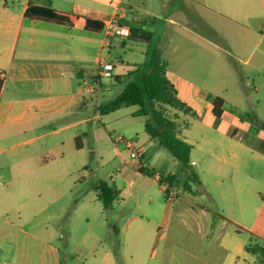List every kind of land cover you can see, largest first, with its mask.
I'll return each mask as SVG.
<instances>
[{
    "label": "crops",
    "instance_id": "1",
    "mask_svg": "<svg viewBox=\"0 0 264 264\" xmlns=\"http://www.w3.org/2000/svg\"><path fill=\"white\" fill-rule=\"evenodd\" d=\"M89 1L96 3L98 0ZM186 1L191 5L200 1L207 10L216 12L226 24L235 27L233 32L242 39L237 49L241 51L243 43L248 45V56L238 57V63L256 70L264 68V0ZM31 5L44 6L45 1L25 0L21 11L16 12L8 1L0 0V72L3 74L0 78L3 83L0 94V156L5 155L10 165L8 172L0 169V264H67L69 261L71 264L76 261L82 264H116L111 248L105 246L102 255L98 252L97 245H106L107 239L96 234L90 225L80 230L81 241L72 248L69 240L77 229L72 227V223L67 228L65 221L74 206L75 212L84 213L86 209L95 210L97 200L101 202L97 192L102 181L95 184L93 190L96 194L92 198H87L91 194L82 199L73 197L81 171L90 162V157L97 155L96 147L90 142L97 131V120L102 117L94 105L90 111L91 102L96 101L95 84L98 79L85 70L94 67L99 60L95 36L103 32L87 31L86 20L104 22L116 17L129 28L136 22L125 11L119 14L116 9L112 15L101 17L90 7L76 6L64 11L55 7L54 0H51L52 8L68 20L65 24H57L26 18L25 12ZM197 37L206 45H214L199 35ZM107 45L111 48L113 44L109 42ZM215 47L221 50L219 46ZM112 63L116 70L123 68L120 61ZM126 73L129 71H121L115 78ZM167 76L184 103L197 99L202 89L197 83L199 80L169 70ZM208 106L206 112L211 115L208 121L195 119L208 131L219 132L229 124L232 136L237 137L239 127H250L248 122L228 112L225 107L219 121L223 127H218L212 114V102ZM192 116L195 118L196 115ZM175 121L178 122L177 119ZM226 132L222 131L224 136ZM179 136L193 146L192 171L201 176V160H194V145L182 137L181 129ZM225 139L230 147H235L232 138L225 136ZM76 140H81L80 148ZM219 145L220 155L213 150L206 155L210 165L205 170L215 169L218 177L234 176L235 162H228L224 145ZM137 150L138 158H145V147L139 146ZM228 154L234 160L238 158L234 151ZM142 163L139 161L140 176L128 181L130 189L137 181L143 188L151 179L160 183V175L151 177L140 171L146 170ZM166 175L177 177L173 185L177 188L181 179L176 173ZM189 175L187 171L185 184ZM110 178L112 180L113 177ZM190 185L191 192L186 191L187 197L181 198L179 193L173 203L169 201L167 208L162 210V216L150 222L164 231H159L151 239L135 236L125 240L123 246L131 244L139 249L148 244L153 259L158 255L155 264H264L263 258L258 261L249 256L252 253L247 248L242 250L237 238L241 232L236 230L231 220L196 201L198 196L204 198L208 193L202 182H191ZM58 186L61 188L56 192ZM161 188L165 193L162 185ZM129 194L132 197V193ZM110 211H115L114 204L108 209L103 208L102 213ZM76 218L77 215L70 216L68 221ZM85 219L90 222L88 217ZM122 221L118 229L107 219L101 226L105 234L111 236L121 231L129 235L132 227H135V233L144 220L133 215L124 223ZM61 238L63 247L55 244V240Z\"/></svg>",
    "mask_w": 264,
    "mask_h": 264
},
{
    "label": "rangeland",
    "instance_id": "2",
    "mask_svg": "<svg viewBox=\"0 0 264 264\" xmlns=\"http://www.w3.org/2000/svg\"><path fill=\"white\" fill-rule=\"evenodd\" d=\"M6 1L16 12H20L25 0ZM54 2L55 7L64 11H70L76 6L90 7L101 17L112 15L116 9L119 14L125 11L128 17L136 22L134 25L140 32L151 35L148 43L133 42L125 36H113L108 39L103 34L95 36L98 58H105L109 62L120 61L123 68L115 69L112 72L113 77L103 78L99 77L98 64L85 70L92 76L96 75L98 79L95 84L96 101L91 102V112L94 105L99 114L98 108L108 105L131 81V78L124 75L120 82H117L115 78L117 73L144 68L154 50L161 52L168 63L169 72L173 71L184 77L188 75L200 81L197 83L202 89L197 99L186 102L192 109L190 115L169 106H158V109L170 118L177 119L182 137L195 147L194 160H201L199 170L201 176L198 174V177L208 193L204 198L198 196L196 201L233 222L236 230L241 232L237 234V238L242 250L248 247L259 250L264 247V130L252 131L257 127V120L264 123V68L256 70L237 62L238 57L248 56V45L247 42L243 43L242 50L237 49L236 46L242 39L233 32L235 27L226 24L216 12L207 10L200 1L193 5L186 0H103L102 3H99V0L96 3L89 0H54ZM120 23L123 24L122 21ZM197 35L201 36L202 40L219 46L221 50H217L214 45H206ZM109 42L113 44L111 48L107 45ZM216 96L226 100L225 108L228 112L250 124V127H239L237 137L232 136L229 124L223 127V124L215 120L217 126L223 129L213 132L200 125L199 121H195L196 118L208 121L211 117L206 112L211 102L209 97ZM135 110L137 107L122 108L97 120V131L90 142L91 146L96 147L97 155L90 157V162L81 171V179L73 194L74 198L82 199L90 194L91 196L87 198H92L96 194L93 190L95 184L105 181L120 193L123 191L114 202L115 211L102 213V203L97 200L96 209H86L84 213L75 212L74 206L67 213L65 224L70 228L69 225L72 223V227L77 229L73 238L69 240L72 248L81 241L80 230L90 225L96 234L107 239L106 245H97L101 255L106 246L111 248L116 264H138V260L140 264L148 262L155 264L158 255L153 259L148 244L138 249L136 245L123 246L122 243L138 235L151 239L162 231L163 229L150 222L158 220L163 214L162 210L173 201L169 203L162 191V184L153 179L149 180L144 188L141 182L137 181L133 189L129 188L128 181L140 176L138 168L139 161H142L146 170L155 171L156 175L176 173L181 179L176 189L181 198H184L187 197L184 182L187 171L173 159L168 150L149 138L145 132V120L132 116ZM192 115H196L195 118ZM222 131H227L225 136L234 140V148L228 145L229 141L225 139ZM118 138H122V141H118ZM126 141H134L136 149L139 146L145 147V158L141 156L140 159H133L131 151L125 146ZM218 143L224 145V155L228 162H235L234 176L218 177L215 169L205 170V167L210 165L206 155L212 150L216 155H220L221 148ZM232 151L238 157L235 160L228 154ZM9 167L6 156H0V169L8 172ZM110 177H113L112 180ZM62 183L64 185V182ZM60 188L58 186L56 192ZM129 193H132V197ZM75 215L77 218L69 222V217ZM133 215L144 220L140 224L141 228L135 233L133 226L129 235H125L123 231L113 236L105 234L101 226L105 219L118 229L122 225L121 219L123 220L121 223H124L127 217ZM86 217L90 219L89 223ZM55 244L63 247V239L55 240ZM249 256L258 261L262 259L259 254L252 253ZM73 264L82 262L76 261Z\"/></svg>",
    "mask_w": 264,
    "mask_h": 264
},
{
    "label": "trees",
    "instance_id": "3",
    "mask_svg": "<svg viewBox=\"0 0 264 264\" xmlns=\"http://www.w3.org/2000/svg\"><path fill=\"white\" fill-rule=\"evenodd\" d=\"M44 6L31 5L25 12L28 19H43L57 24L67 23V19L58 14L51 5V0H44ZM104 27L103 21L86 20V30L89 32L101 33ZM129 40L133 42L148 43L151 39L149 33H142L136 26H131ZM168 63L163 58L159 50H154L149 62L142 69L130 71L124 77L131 78V81L122 89L118 95L106 106L99 107V113L102 116L117 112L122 108L137 107L132 114L134 117L145 119V132L150 139L157 141L158 145L168 150L173 159L177 161L186 171L190 173L188 182L185 184L186 191L191 192V182L201 183L198 175L192 171L191 152L193 146L180 138V129L178 123L167 116L158 106H169L184 114H191L192 109L187 106L178 96L177 90L168 79ZM120 81V77H116ZM3 83L0 80V94ZM213 110L212 114L217 121H220L225 111V100L222 97H209ZM242 120V118H241ZM257 127L252 131L258 132L264 130V123L256 121ZM77 146L81 147V140H76ZM151 177L156 176L155 171L140 169ZM159 181L173 186L177 177L174 175L160 174ZM99 199L103 208L108 209L118 200L120 192L106 182H100ZM222 217V216H221ZM258 238V236H255ZM247 251L253 254H259L264 259V247L256 250L254 247H248ZM260 252V253H259Z\"/></svg>",
    "mask_w": 264,
    "mask_h": 264
},
{
    "label": "built area",
    "instance_id": "4",
    "mask_svg": "<svg viewBox=\"0 0 264 264\" xmlns=\"http://www.w3.org/2000/svg\"><path fill=\"white\" fill-rule=\"evenodd\" d=\"M104 27H103V34L106 39L113 37V36H125L129 37L130 35V28L123 26L119 20L116 17L106 19L104 22ZM98 67L100 69L99 71V77H113V71L115 70V66L112 62H109L105 58H99L98 62ZM3 74L0 72V78H2ZM118 141H122V138H118ZM125 146L128 150L131 151V157L133 159H138V150L136 149V143L126 141ZM165 194H166V199L168 201H174L178 197V191L176 188H173L169 183L164 182L162 184Z\"/></svg>",
    "mask_w": 264,
    "mask_h": 264
}]
</instances>
